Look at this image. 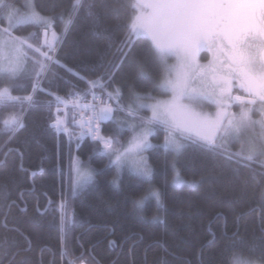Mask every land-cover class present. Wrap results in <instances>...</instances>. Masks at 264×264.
Returning <instances> with one entry per match:
<instances>
[{
	"label": "trees",
	"instance_id": "trees-1",
	"mask_svg": "<svg viewBox=\"0 0 264 264\" xmlns=\"http://www.w3.org/2000/svg\"><path fill=\"white\" fill-rule=\"evenodd\" d=\"M132 2L83 0L84 7L70 16L74 0H34L41 15L55 16L48 33L58 34L54 44L60 63L72 67L74 74L54 66L37 93L23 76L16 80L13 95L31 94L36 103L31 107L25 103L23 109L0 104V264H71L73 258L79 264H201V259L204 264H233L234 259L264 264V201L260 196L264 178L253 179L243 167L234 172L211 156L191 152L173 170L170 164L166 167L165 150L159 147L147 153L152 168L149 183L129 170L120 175L103 151H94L93 142L77 139L71 109L64 118V131L57 133L49 127L61 106L56 97L87 95L93 80L101 84L103 94L120 87L125 104L130 102V90L156 94L132 67L116 76L118 83L112 88L101 79V66L112 59L107 42L123 36L117 25L131 23L127 6ZM89 3L101 17L99 26L88 15ZM24 4L25 0H16L15 6L24 8ZM107 5L117 6L116 19L104 15ZM43 33V26L35 24L14 31L17 36H38L41 44ZM145 71L154 77L162 75L153 65ZM13 113L22 115L24 128L5 127L4 120ZM141 114L147 117L149 111ZM157 130L153 140L163 143L166 133ZM121 132L120 142L130 135ZM76 158L94 171L92 184L79 193L72 192ZM167 159L171 161L172 156ZM178 178L184 182L176 186ZM150 187L164 193L160 203L148 196L142 207H136L134 201ZM65 219L67 225L61 231ZM234 221L239 235L232 241ZM213 236L215 243L209 245Z\"/></svg>",
	"mask_w": 264,
	"mask_h": 264
},
{
	"label": "snow or ice",
	"instance_id": "snow-or-ice-1",
	"mask_svg": "<svg viewBox=\"0 0 264 264\" xmlns=\"http://www.w3.org/2000/svg\"><path fill=\"white\" fill-rule=\"evenodd\" d=\"M15 4L16 0H0V79L4 81L0 84V104L23 109L25 103L31 107L36 101L31 94L13 95L18 72L26 71L29 86L37 93L43 90L42 80L54 66L73 74L74 69L60 63L53 43L56 33H52V40L47 38L55 16H43L31 5L28 14L21 18ZM69 7V15L74 16L84 7L83 0H74ZM93 7L88 4V15L99 26L101 17L92 11ZM127 7L131 10V23H118L123 36L109 38L106 48L112 59L101 66V79L109 81L107 87L112 88L118 83L116 76L132 67L138 69V76L148 82L156 95H139L130 90V102L125 104L121 88L116 87L104 93L109 101H116L115 105L104 103L103 96L96 103L94 96L86 124L94 151H103L118 170L130 164L151 183L152 168L144 153L157 147L149 137L157 128H163L166 167L170 164L176 170L186 153H202L234 172L243 167L253 179L264 178V0H134ZM117 11L116 5H107L104 15L112 14L116 19ZM21 20L43 26V44L38 36L14 35V26ZM103 31L108 33L109 29ZM201 51L210 54L207 63L199 62ZM29 62L31 70L27 71ZM148 65H153L158 73L162 71V75L149 74L145 71ZM96 84L93 80L90 86L95 88ZM56 99L58 104L64 102L59 96ZM233 105L239 106L238 113L231 111ZM209 106H215V111H208ZM144 110L151 115H142ZM254 115L260 118L253 119ZM102 122L108 124L102 127ZM4 125L15 126L13 131L25 127L20 113L11 114ZM109 125L114 127L106 132ZM49 127L57 133L65 130L59 116ZM123 128L131 131V137L122 144L118 137ZM249 132L253 135L245 140ZM237 142L241 143L240 151H231L230 145ZM168 155L172 156L171 161ZM148 196H154L159 204L164 193L150 187L144 197L134 201L135 206L142 207ZM260 196L264 201V191ZM62 224L61 231L67 225L66 219ZM261 224L264 232V211ZM234 228L236 231L229 238L232 241L239 235L235 221ZM208 243H215V237ZM230 247L226 246V250ZM233 264L252 262L234 259Z\"/></svg>",
	"mask_w": 264,
	"mask_h": 264
},
{
	"label": "rangeland",
	"instance_id": "rangeland-1",
	"mask_svg": "<svg viewBox=\"0 0 264 264\" xmlns=\"http://www.w3.org/2000/svg\"><path fill=\"white\" fill-rule=\"evenodd\" d=\"M144 3H153L155 2V0H143ZM31 5H35L34 4V0H25V4H24V8L20 7V6H16L19 10H20V17L22 18L23 16L27 15L28 14V9ZM150 11V9H149ZM30 24H35V25H41V24H38V23H31V22H27V21H23L21 20L20 23L16 24L14 27L15 29L18 28V27H21V26H26V25H30ZM6 26V25H5ZM56 33V32H55ZM15 35V34H14ZM43 38L45 39V36L43 34ZM47 38L49 40H52L53 38H51V33L48 34L47 33ZM59 39V36L58 34L56 33V37H55V40L53 41V43ZM44 42V41H43ZM56 44H54V47H55ZM210 59V54L207 53L206 51H201L199 54H198V59H199V62L200 63H207V59ZM26 70L27 71H30L31 70V63L29 62L28 65L26 66ZM23 76H27L26 74V71L24 69H22L20 72H18L17 74V79L18 80L19 78L23 77ZM152 95H156L154 93H151ZM161 98H165V97H161ZM208 111H215V106H209L208 108ZM231 111L234 112V113H238L239 112V106L238 105H233L232 108H231ZM151 115V112L149 111V115ZM260 117L258 115H254L253 116V119H259ZM107 123V122H105ZM160 129H163V128H160ZM123 132H130V135L128 138L124 139V140H121L120 143H125L127 142L130 137H131V131L128 129V128H123L121 129ZM157 129L154 130V134L152 136L149 137V141L157 146L155 148H163L162 145L164 144L163 143H155L154 140H153V137L156 136L157 134ZM256 133L259 132V127L257 126L256 128ZM253 135L252 132H249L247 134H245L244 136V139L247 140L249 138V136ZM231 147V151H234V152H238L240 151L241 149V143L237 142V143H233L230 145ZM155 148H149L145 151L144 153V156L146 157L147 161H148V164H149V157H148V152L155 149ZM112 164V163H111ZM113 166H115L114 164H112ZM150 165V164H149ZM116 167V166H115ZM117 168V167H116ZM126 170H129L135 174H137L131 167V165H127L125 166L124 168L122 169H117L118 173L121 175L123 174ZM79 173V174H78ZM72 175H73V188H72V192H75V193H79L81 192L82 190H84L85 188H87L89 185L92 184V182L94 181V171L92 169V167H90L89 165L81 162L78 160V158H76L74 160V167H73V172H72ZM140 176V175H139ZM184 181L181 180L180 178L176 179L174 184L176 186H179L180 184H182ZM239 260H242V261H248V260H243V259H239ZM81 264H86V263H81ZM252 264H260V263H256V262H252Z\"/></svg>",
	"mask_w": 264,
	"mask_h": 264
},
{
	"label": "built area",
	"instance_id": "built-area-1",
	"mask_svg": "<svg viewBox=\"0 0 264 264\" xmlns=\"http://www.w3.org/2000/svg\"><path fill=\"white\" fill-rule=\"evenodd\" d=\"M96 97L95 102L99 103L101 97L103 96L104 103H110L108 100H105L103 93L101 92V86L97 82L95 88H90V91L87 95L83 94H73L68 99H61L64 101L61 103V107L57 111L58 116L63 121L68 109H72L73 118L76 126L78 127L79 139L83 141L93 142L88 133L86 124L91 116L90 107L93 104V97Z\"/></svg>",
	"mask_w": 264,
	"mask_h": 264
},
{
	"label": "flooded vegetation",
	"instance_id": "flooded-vegetation-1",
	"mask_svg": "<svg viewBox=\"0 0 264 264\" xmlns=\"http://www.w3.org/2000/svg\"><path fill=\"white\" fill-rule=\"evenodd\" d=\"M83 255H85V254H83ZM86 256V255H85ZM71 264H79L78 263V259L77 258H73L72 260H71Z\"/></svg>",
	"mask_w": 264,
	"mask_h": 264
},
{
	"label": "crops",
	"instance_id": "crops-1",
	"mask_svg": "<svg viewBox=\"0 0 264 264\" xmlns=\"http://www.w3.org/2000/svg\"><path fill=\"white\" fill-rule=\"evenodd\" d=\"M48 34H49V33H48ZM51 38H53V37H52V34H51Z\"/></svg>",
	"mask_w": 264,
	"mask_h": 264
}]
</instances>
